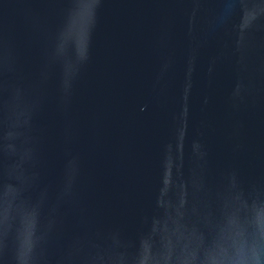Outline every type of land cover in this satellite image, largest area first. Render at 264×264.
<instances>
[{"label":"water","instance_id":"1","mask_svg":"<svg viewBox=\"0 0 264 264\" xmlns=\"http://www.w3.org/2000/svg\"><path fill=\"white\" fill-rule=\"evenodd\" d=\"M0 264H264V0H0Z\"/></svg>","mask_w":264,"mask_h":264}]
</instances>
